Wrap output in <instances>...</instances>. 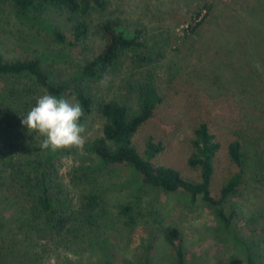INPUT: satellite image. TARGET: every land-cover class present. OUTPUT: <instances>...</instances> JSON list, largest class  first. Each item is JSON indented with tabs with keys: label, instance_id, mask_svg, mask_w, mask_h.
<instances>
[{
	"label": "rangeland",
	"instance_id": "rangeland-1",
	"mask_svg": "<svg viewBox=\"0 0 264 264\" xmlns=\"http://www.w3.org/2000/svg\"><path fill=\"white\" fill-rule=\"evenodd\" d=\"M105 2L91 16L92 31L102 22L116 19L131 31L142 30L145 46L125 53L106 83L94 84V111L82 124L85 143L79 149L61 150L58 159V175L71 199L77 200L82 188H76L73 179L95 174L105 184L107 192L98 213L107 225L97 231L98 244L85 237L78 246L50 249V264H174V251L162 232L167 226L184 234L189 264H248L249 256L264 264V0ZM206 5H212L210 12ZM202 20L205 22L196 33L187 32ZM66 21V16L55 11L40 19L35 13L23 16L10 0L5 1L0 5V55L6 60L40 58L54 83L68 79L84 58L71 45V23ZM54 29L63 31L66 43L55 39ZM98 38L88 46L96 53ZM140 57L146 58L144 62ZM148 73L162 103L133 143L154 166L174 168L184 178L199 182L200 170L189 167L188 162L194 152L195 131L206 122L221 145L212 182V194L218 197L238 171L230 159L229 144L238 140L244 146L247 176L227 205V210L239 213L237 239L242 243L225 235L213 209L201 199L193 203L185 192L166 193L146 186L131 167L105 165L86 150L91 139L103 136L106 121L98 103L116 101L128 108L130 116L136 115L139 85ZM8 80L0 78V87L14 84ZM26 82L20 80L23 85ZM43 94L39 90L37 98ZM68 100L77 103L73 97ZM150 138L164 147L151 160L145 154ZM4 139L0 135V148L5 149ZM35 140V147L44 150L42 139ZM30 141V137L21 140L19 150L24 154ZM41 154L43 151L33 156ZM123 205L134 206L133 224L119 215Z\"/></svg>",
	"mask_w": 264,
	"mask_h": 264
},
{
	"label": "trees",
	"instance_id": "trees-1",
	"mask_svg": "<svg viewBox=\"0 0 264 264\" xmlns=\"http://www.w3.org/2000/svg\"><path fill=\"white\" fill-rule=\"evenodd\" d=\"M5 1L8 0H0V5ZM10 1L23 16L35 13L36 19H40V15L51 11L66 16V22L71 23V45L84 58L74 74L54 83L40 58L6 60L0 55V78L14 81V84L0 87V135L5 136L6 143L5 149L0 148V264H50L52 248L67 244L78 246L85 237L98 244L97 231L107 225L106 218L98 213L104 204L107 187L99 176L85 174L73 179L75 187L82 188H79L78 199H71L58 175V159L63 152L37 149L35 139L42 138L28 132L21 120L35 106L39 90H42L58 98L68 100L73 97L83 108L80 124L86 123L94 111L91 96L94 84H101L102 77L115 73L125 53L141 50L145 43L141 40L142 30L131 31L116 19L102 22L95 32L92 31L91 16L105 7V0ZM212 8V5L205 6L208 12ZM202 12L203 9L196 13V17L200 18ZM204 22L192 25L187 32L196 33ZM53 33L58 42H67L63 31L54 29ZM95 36L100 41L97 53L88 47L91 42L96 44ZM145 59L140 57L142 62ZM144 78L138 89L140 110L136 115L130 116L128 108L116 101L98 103L97 109L106 121L103 136L91 139L85 145L86 150L105 165L131 167L146 186L166 193L185 192L193 203L201 199L213 209L225 235L242 243L237 239L239 213L235 209L227 210V205L247 176L244 146L238 140L229 144V156L238 171L223 185L218 197L212 194V182L221 145L206 122L195 131L194 152L188 162L189 167L200 170L199 182L184 178L174 168L154 166L133 143L136 133L162 103L153 76L148 73ZM22 79L27 81L26 84L20 83ZM28 137L31 139L27 145L29 150L24 154L19 148L21 140ZM33 150L43 151V154L34 157L36 152ZM163 151L161 143H155L152 138L147 141L145 154L148 159L156 158ZM134 209V206L123 205L119 215L133 224ZM162 232L174 251V264H189L184 234L172 226L164 227ZM248 264L257 262L249 256Z\"/></svg>",
	"mask_w": 264,
	"mask_h": 264
},
{
	"label": "clouds",
	"instance_id": "clouds-1",
	"mask_svg": "<svg viewBox=\"0 0 264 264\" xmlns=\"http://www.w3.org/2000/svg\"><path fill=\"white\" fill-rule=\"evenodd\" d=\"M108 77L101 79L106 83ZM84 115L79 103H71L47 93L41 95L34 107L21 120L28 132L38 134L42 140L40 147L56 152L68 148H82L85 143L86 129L80 124Z\"/></svg>",
	"mask_w": 264,
	"mask_h": 264
}]
</instances>
